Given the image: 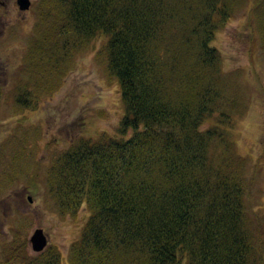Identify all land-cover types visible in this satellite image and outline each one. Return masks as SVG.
Masks as SVG:
<instances>
[{
  "label": "trees",
  "instance_id": "16d2710c",
  "mask_svg": "<svg viewBox=\"0 0 264 264\" xmlns=\"http://www.w3.org/2000/svg\"><path fill=\"white\" fill-rule=\"evenodd\" d=\"M245 1L40 0L16 105L51 91L101 36L124 109L115 134L76 137L47 171L60 213L89 212L68 264H263L264 214L232 137L246 105L211 44ZM253 1L264 55V0ZM22 264L63 262L49 245Z\"/></svg>",
  "mask_w": 264,
  "mask_h": 264
},
{
  "label": "rangeland",
  "instance_id": "374dc122",
  "mask_svg": "<svg viewBox=\"0 0 264 264\" xmlns=\"http://www.w3.org/2000/svg\"><path fill=\"white\" fill-rule=\"evenodd\" d=\"M39 2L32 0L23 20L11 7V27L0 36V264H22L36 254L29 243L36 228L43 229L48 246L57 248L68 264L70 245L89 212L83 205L75 215L60 213L47 193V171L76 137L115 134L124 113L119 85L105 69L101 36L74 56L51 91L38 92L27 108L16 105L17 88L29 79L23 64L40 23ZM253 2H243L211 44L246 105L232 137L237 152L248 159L251 206L264 214V55L248 27ZM212 123L207 119L202 128ZM14 242L21 244L18 250Z\"/></svg>",
  "mask_w": 264,
  "mask_h": 264
},
{
  "label": "flooded vegetation",
  "instance_id": "af4514ba",
  "mask_svg": "<svg viewBox=\"0 0 264 264\" xmlns=\"http://www.w3.org/2000/svg\"><path fill=\"white\" fill-rule=\"evenodd\" d=\"M29 1V7L28 8H21L18 0H0V36L5 33L8 28L11 25L10 19L8 20L7 16L11 12V7L17 15H20L21 20L26 18V13L29 12L32 0ZM11 27V26H10Z\"/></svg>",
  "mask_w": 264,
  "mask_h": 264
},
{
  "label": "water",
  "instance_id": "95a60500",
  "mask_svg": "<svg viewBox=\"0 0 264 264\" xmlns=\"http://www.w3.org/2000/svg\"><path fill=\"white\" fill-rule=\"evenodd\" d=\"M21 8H28V0H18ZM30 247L34 252H41L48 245V238L45 235L42 228L34 229L33 233L29 237Z\"/></svg>",
  "mask_w": 264,
  "mask_h": 264
}]
</instances>
